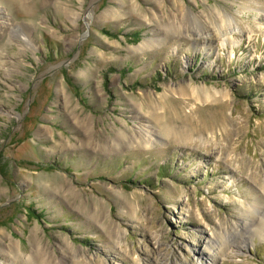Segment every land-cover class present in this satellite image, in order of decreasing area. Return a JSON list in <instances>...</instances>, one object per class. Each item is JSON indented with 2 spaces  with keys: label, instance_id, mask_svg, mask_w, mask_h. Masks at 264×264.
<instances>
[{
  "label": "rangeland",
  "instance_id": "obj_1",
  "mask_svg": "<svg viewBox=\"0 0 264 264\" xmlns=\"http://www.w3.org/2000/svg\"><path fill=\"white\" fill-rule=\"evenodd\" d=\"M260 196L264 0H0V262L264 264Z\"/></svg>",
  "mask_w": 264,
  "mask_h": 264
},
{
  "label": "bare ground",
  "instance_id": "obj_2",
  "mask_svg": "<svg viewBox=\"0 0 264 264\" xmlns=\"http://www.w3.org/2000/svg\"><path fill=\"white\" fill-rule=\"evenodd\" d=\"M178 5H179V3H178ZM225 22H226V24L227 25H229L228 23H227V20H225ZM231 23V22H230ZM226 24H224V26L226 25ZM223 26V25H222ZM230 27V26H229ZM236 27H238V25L236 26ZM222 28V27H221ZM221 28H219V27H217V26H214L213 27V30H215V35H218V34H221L222 36H226V38L223 40V41H226L227 39H228V35L230 34V33H234V29L235 28H232V27H230L229 29H225V31H222V29ZM206 37H213L214 36V34L213 33H211V32H208V33H206V35H205ZM201 37H203V36H201ZM231 44H234V42L233 43H231ZM149 45V44H148ZM199 90V91H198ZM198 90H195V91H197V93L195 92V91H193V92H195V97L196 98H198V100H201V101H205V100H207V99H210V94L209 93H206L203 89H201V87H200V89H198ZM151 104H153V103H151ZM155 107V106H154ZM135 117H137V118H139L138 116H135ZM143 116H141L140 115V118H142ZM155 117V116H154ZM149 120V119H148ZM208 126H209V124H208ZM137 128H133L134 130H132L130 133H129V135H126L125 133H126V130L123 128V129H120V131H118L117 133H116V140H118V139H123V140H121L120 142L121 143H123V146H133V145H140V146H142V147H145V148H147V147H149L151 144H153V142H159V140H161V137L163 136V137H165L164 135H163V133H161V134H159V136H157V137H155V136H152V135H150L149 133H150V131H155V128H154V125H153V123L152 122H149V121H147V119L145 120V118L144 119H140V122L138 123V126H136ZM211 127V126H210ZM203 129V128H202ZM207 129V128H206ZM140 132H143V133H145V137H143V136H141L140 135ZM142 134V133H141ZM144 135V134H143ZM118 146H121L120 144H118ZM263 203V204H262ZM263 205V207H264V196L263 197H261L260 196V198L259 199H257V200H255V203H254V205H253V209H254V211L256 212V210L258 209V208H260L259 206L260 205ZM264 210V209H263ZM251 218H250V220H252L253 219V215H252V213H251ZM262 219H261V222L258 224V225H256L258 228H257V231H260V232H264V213H263V216L261 217ZM245 223L246 222H244V226H245ZM262 235V234H261ZM208 244H211V242L209 243V241H208ZM218 247V246H217ZM209 248V247H208ZM221 248V247H220ZM220 250V249H219ZM200 253H201V251H199ZM219 252V251H218ZM216 256V255H215ZM215 256L213 257V258H215ZM7 259H9L8 257H7ZM214 259H212V260H210V262H209V264H213V261ZM41 261V260H40ZM0 264H4V262H0ZM41 264H48V262L46 261V260H42L41 261Z\"/></svg>",
  "mask_w": 264,
  "mask_h": 264
}]
</instances>
